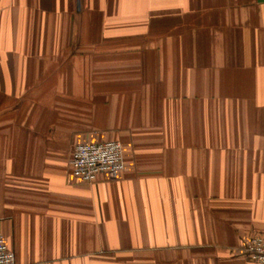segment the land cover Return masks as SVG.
Returning <instances> with one entry per match:
<instances>
[{
	"label": "crops",
	"instance_id": "1",
	"mask_svg": "<svg viewBox=\"0 0 264 264\" xmlns=\"http://www.w3.org/2000/svg\"><path fill=\"white\" fill-rule=\"evenodd\" d=\"M105 141L125 170L80 183ZM0 230L15 264H252L264 0H0Z\"/></svg>",
	"mask_w": 264,
	"mask_h": 264
},
{
	"label": "built area",
	"instance_id": "2",
	"mask_svg": "<svg viewBox=\"0 0 264 264\" xmlns=\"http://www.w3.org/2000/svg\"><path fill=\"white\" fill-rule=\"evenodd\" d=\"M70 170L82 184H95L102 174L116 179L125 170L124 149L119 141L75 143L71 155ZM239 253L252 264H264V235H254ZM0 264H15V255L8 248L0 230Z\"/></svg>",
	"mask_w": 264,
	"mask_h": 264
},
{
	"label": "trees",
	"instance_id": "3",
	"mask_svg": "<svg viewBox=\"0 0 264 264\" xmlns=\"http://www.w3.org/2000/svg\"><path fill=\"white\" fill-rule=\"evenodd\" d=\"M242 255V254H241ZM242 256H244V255H242ZM245 257V256H244Z\"/></svg>",
	"mask_w": 264,
	"mask_h": 264
}]
</instances>
